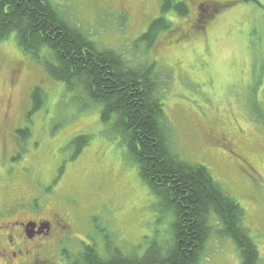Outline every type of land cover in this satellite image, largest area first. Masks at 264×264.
<instances>
[{"label":"rangeland","instance_id":"rangeland-1","mask_svg":"<svg viewBox=\"0 0 264 264\" xmlns=\"http://www.w3.org/2000/svg\"><path fill=\"white\" fill-rule=\"evenodd\" d=\"M50 1L97 49L114 52L131 68L155 64L173 152L207 168L239 205L240 225L264 264V0L236 3L212 19L216 7L231 0H179L188 8L183 17L172 11L162 16V0ZM161 17L173 34L159 33L151 47L139 42ZM185 31L190 36L179 40ZM16 68L20 74L3 129L7 85ZM35 87L42 90L44 105L30 114ZM83 95L51 80L23 55L15 34L0 44V144H9L6 151L0 148V214L16 197L23 204L11 212L20 208L21 216L30 214L35 199L37 212L54 211L65 219L69 230L41 241L39 261L49 264L69 263L84 246L106 257L107 241L123 255L138 257L154 242L168 245L172 215L141 181L119 137L100 122V107ZM213 130L226 134L233 149L209 140ZM77 136L88 137V143L73 158ZM209 220L211 235L199 264H240L233 242L219 237L220 225Z\"/></svg>","mask_w":264,"mask_h":264},{"label":"trees","instance_id":"trees-1","mask_svg":"<svg viewBox=\"0 0 264 264\" xmlns=\"http://www.w3.org/2000/svg\"><path fill=\"white\" fill-rule=\"evenodd\" d=\"M236 3L257 4L258 0H231L216 7L209 19ZM159 8L162 16L170 11L182 17L188 13L179 0H162ZM172 31L161 17L150 23L138 41L151 47L159 33L172 35ZM12 34L21 53L40 64L51 80L63 83L71 92L80 90L90 105L100 107V122L119 137L141 181L173 217L172 240L164 247L154 242L138 257L123 255L107 241L106 257L94 247L84 246L67 264H199L211 235V217L221 227L216 234L235 245L240 264L260 263L256 245L240 225L243 210L207 168L186 163L173 152L157 96L160 85L154 63L131 68L114 52L97 49L87 35L59 16L50 0H0V44ZM30 101V114L42 109L44 96L39 87L31 91ZM87 143L86 136L71 142L76 149L73 158ZM8 146L0 144L3 151ZM63 256L69 259L66 253Z\"/></svg>","mask_w":264,"mask_h":264},{"label":"flooded vegetation","instance_id":"flooded-vegetation-1","mask_svg":"<svg viewBox=\"0 0 264 264\" xmlns=\"http://www.w3.org/2000/svg\"><path fill=\"white\" fill-rule=\"evenodd\" d=\"M183 37L179 40H184L190 36L189 31H185ZM178 40V41H179ZM177 42V41H176ZM175 42V43H176ZM174 43V44H175ZM20 74V69H14V77L8 83V94L4 101L5 108V121L4 125L8 126L9 111L12 106V94L14 93V86L17 83V77ZM14 130L10 131V137L16 138ZM208 139L213 141L222 150L225 148L233 149L232 143L226 138V134L219 133L213 130L208 133ZM18 147V146H17ZM10 152L5 159L9 158L16 150ZM6 156V155H5ZM15 191V189L11 188ZM34 202V204H32ZM30 209L32 212L26 215L20 214V208L11 212L15 206L19 207L23 203L20 198H14L13 206L6 209L0 214V264H49L47 261H39L41 255L42 240L50 238L54 232H64L69 230L68 224L65 219L54 211L47 214L37 212V202L35 199L32 201ZM12 217V219H10ZM61 234V233H58ZM37 249L39 251L37 252Z\"/></svg>","mask_w":264,"mask_h":264}]
</instances>
